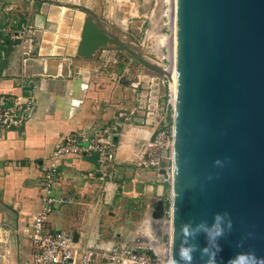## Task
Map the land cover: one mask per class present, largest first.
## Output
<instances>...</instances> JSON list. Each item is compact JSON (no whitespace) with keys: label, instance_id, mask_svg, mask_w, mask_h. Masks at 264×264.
<instances>
[{"label":"crops","instance_id":"0c3cea01","mask_svg":"<svg viewBox=\"0 0 264 264\" xmlns=\"http://www.w3.org/2000/svg\"><path fill=\"white\" fill-rule=\"evenodd\" d=\"M78 8L109 32L121 6L113 0H0V26L30 13L31 27L23 42L0 34V94L34 100L27 121L2 132L0 139V264H32L31 217L41 207V169L71 132L96 122L118 123L116 161L105 168L103 181L94 156L62 166L59 191L73 196L74 204L52 212L47 230L70 232L76 247L132 243L142 237L156 202L167 194L168 184L155 171L136 165L153 130L144 123L146 84L142 79L138 87L125 85L129 65L120 70L115 52L77 56L88 17Z\"/></svg>","mask_w":264,"mask_h":264},{"label":"water","instance_id":"95a60500","mask_svg":"<svg viewBox=\"0 0 264 264\" xmlns=\"http://www.w3.org/2000/svg\"><path fill=\"white\" fill-rule=\"evenodd\" d=\"M78 9L88 17L77 56L115 44L148 77L166 75ZM174 52L170 261L185 264L183 245L195 248L191 264H205L216 244L215 264L245 253L264 260V0H175ZM164 209L159 199L152 218L162 220Z\"/></svg>","mask_w":264,"mask_h":264},{"label":"built area","instance_id":"2783aa9c","mask_svg":"<svg viewBox=\"0 0 264 264\" xmlns=\"http://www.w3.org/2000/svg\"><path fill=\"white\" fill-rule=\"evenodd\" d=\"M162 17L164 27L168 31L167 43L163 45L161 57H156L153 63L160 62L166 74L160 80L146 76L144 93V108L147 111L145 124L152 127V133L142 143L140 156L136 163L143 170H165L164 181L168 183L167 197L168 221L171 224V183H172V153L173 137L171 119L175 102L174 88V49L175 32V0H165ZM30 13L23 18L13 17L0 26V34L9 40L23 42L30 31ZM139 82L130 86L138 87ZM34 109V100L29 95L0 94V139L2 132L14 130L22 126ZM170 120V123L168 121ZM168 127V128H167ZM118 123H93L71 132L61 138L41 169V207L31 217V245L33 249L32 264H170V233L163 245L161 254H151L140 250L137 239L132 243H119L106 249L76 247L73 235L65 230L49 231L46 221L55 210L74 204V197L61 193L59 187L63 179L62 166L73 159H85L94 156L97 165L98 179L103 181L107 174L105 168L116 161Z\"/></svg>","mask_w":264,"mask_h":264},{"label":"rangeland","instance_id":"374dc122","mask_svg":"<svg viewBox=\"0 0 264 264\" xmlns=\"http://www.w3.org/2000/svg\"><path fill=\"white\" fill-rule=\"evenodd\" d=\"M113 2L120 4L121 8L118 19L115 17V21L108 24L109 33L130 46L147 62L155 65L154 59L161 57L163 52V45L161 46L160 43L167 41L164 38L167 37L168 31L163 25L164 19L162 17L164 9H166L165 0H113ZM105 50L115 52L114 57L118 60L117 64L120 66V70L122 66L127 67L129 65V81L140 82L143 79L141 83H144L148 79L146 71L142 70L141 72L142 67L139 63L123 49L118 48L115 44H109L103 51ZM162 180L165 182L164 178ZM169 188L168 185L167 194L162 198L165 204L163 219L160 221H156L154 218L149 219L150 225H147L146 229H142V237L137 239L139 246L151 254H158L157 246H160L159 252H162L163 245L168 240L164 222L168 221L166 212ZM142 217L140 216L139 220Z\"/></svg>","mask_w":264,"mask_h":264},{"label":"clouds","instance_id":"9594fccd","mask_svg":"<svg viewBox=\"0 0 264 264\" xmlns=\"http://www.w3.org/2000/svg\"><path fill=\"white\" fill-rule=\"evenodd\" d=\"M217 165L221 163V161L217 160L215 161ZM215 220H219L220 216L219 214H216L214 217ZM213 227L216 229L215 230V237H219L223 235V230L219 228L218 225L214 224ZM231 227V223L229 222V228ZM181 231L184 233V235H187V226L182 225L181 226ZM208 238L214 239V236L211 232H208ZM195 248L194 246L192 248H186L183 247V245L180 247L178 255L180 257V260L184 261L185 264H191V261L193 259L191 252L194 251ZM220 246L218 244L215 245V252L210 256L208 260L205 261V264H215V255L217 252H219ZM203 252H207V249H204ZM170 264H177V261L175 259L170 261ZM229 264H264V260H259L257 259L254 254L252 253H245V254H240L236 258L232 259L229 261Z\"/></svg>","mask_w":264,"mask_h":264},{"label":"bare ground","instance_id":"6f19581e","mask_svg":"<svg viewBox=\"0 0 264 264\" xmlns=\"http://www.w3.org/2000/svg\"><path fill=\"white\" fill-rule=\"evenodd\" d=\"M173 29H174V32H175V24L173 25ZM168 42V40L166 41V43ZM173 44L175 45V36H174V41H173ZM173 46H172V48H171V52H172V54L171 55H173ZM174 55H175V52H174ZM174 55H173V57H174ZM157 63H159V62H157ZM156 66H158L161 70H162V67H161V64L160 65H158V64H155ZM165 229L170 233L171 232V224L170 223H166L165 225ZM157 252H158V254H161L162 255V253H163V250H162V252L160 251L159 252V250H160V246H157Z\"/></svg>","mask_w":264,"mask_h":264},{"label":"trees","instance_id":"16d2710c","mask_svg":"<svg viewBox=\"0 0 264 264\" xmlns=\"http://www.w3.org/2000/svg\"><path fill=\"white\" fill-rule=\"evenodd\" d=\"M6 41H10L9 39H6ZM16 43L18 42V41H15ZM168 121H169V119H168ZM170 122V121H169ZM168 128V127H167Z\"/></svg>","mask_w":264,"mask_h":264},{"label":"flooded vegetation","instance_id":"af4514ba","mask_svg":"<svg viewBox=\"0 0 264 264\" xmlns=\"http://www.w3.org/2000/svg\"><path fill=\"white\" fill-rule=\"evenodd\" d=\"M158 65H160V63H157Z\"/></svg>","mask_w":264,"mask_h":264}]
</instances>
